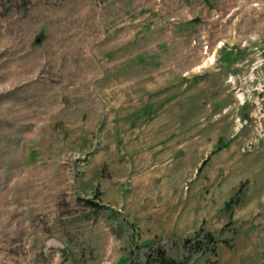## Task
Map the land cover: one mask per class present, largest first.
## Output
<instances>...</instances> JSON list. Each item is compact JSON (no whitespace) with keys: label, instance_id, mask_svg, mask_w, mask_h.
Returning <instances> with one entry per match:
<instances>
[{"label":"rangeland","instance_id":"rangeland-1","mask_svg":"<svg viewBox=\"0 0 264 264\" xmlns=\"http://www.w3.org/2000/svg\"><path fill=\"white\" fill-rule=\"evenodd\" d=\"M0 264H264V0H0Z\"/></svg>","mask_w":264,"mask_h":264},{"label":"bare ground","instance_id":"bare-ground-1","mask_svg":"<svg viewBox=\"0 0 264 264\" xmlns=\"http://www.w3.org/2000/svg\"><path fill=\"white\" fill-rule=\"evenodd\" d=\"M240 101H243V99L238 98Z\"/></svg>","mask_w":264,"mask_h":264}]
</instances>
